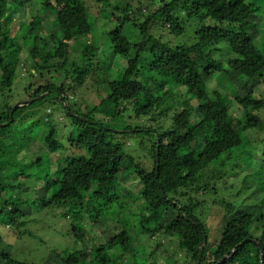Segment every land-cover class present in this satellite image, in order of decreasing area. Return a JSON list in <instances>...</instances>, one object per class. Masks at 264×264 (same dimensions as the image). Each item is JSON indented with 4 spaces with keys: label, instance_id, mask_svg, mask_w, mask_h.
Masks as SVG:
<instances>
[{
    "label": "trees",
    "instance_id": "trees-1",
    "mask_svg": "<svg viewBox=\"0 0 264 264\" xmlns=\"http://www.w3.org/2000/svg\"><path fill=\"white\" fill-rule=\"evenodd\" d=\"M89 2L0 0L3 221L28 232L27 209L40 206L65 221L75 254L78 245L93 249L88 261L60 249L47 264H161L158 248L135 240L137 226L145 236L173 239V251L158 245L172 253L170 264H199L200 257V264H264V211L257 216L255 205L238 201L212 248L199 197L210 194L223 167L248 159L239 195L264 203V94L257 91L264 84V52L257 43L264 0H94L96 17ZM23 8L26 17L17 20L15 12ZM100 20L102 29L116 23L107 29L111 57L93 41ZM69 39L78 42L76 51L70 52ZM25 48L35 61L24 83L33 101L13 111L11 86L22 74ZM80 50V61L68 68L70 55ZM220 73L235 81L233 92L213 79ZM89 77L108 89L101 105L83 109L86 97L77 92L90 88ZM44 101L49 105L40 114ZM156 112L175 113L173 126L127 120ZM126 138L139 139L136 158ZM38 139L47 150L22 166L21 153ZM46 154L58 155L55 169ZM134 173L138 192L126 183ZM106 221L116 230L108 238L97 228ZM0 264L31 263L2 245L0 236Z\"/></svg>",
    "mask_w": 264,
    "mask_h": 264
},
{
    "label": "rangeland",
    "instance_id": "rangeland-1",
    "mask_svg": "<svg viewBox=\"0 0 264 264\" xmlns=\"http://www.w3.org/2000/svg\"><path fill=\"white\" fill-rule=\"evenodd\" d=\"M90 1L89 4H91V11L94 15L93 17H96L98 15V4H93L92 1L94 0H88ZM124 2V1H123ZM134 5L139 4V0H132ZM124 4V3H123ZM15 18L22 19L26 17V9H19L17 12H15ZM100 20L99 25L96 23V28L92 32L93 41L97 43V45L100 46L101 51H103V55L107 57H111V46L112 42L110 39V35L107 34V29L109 31L116 26L115 22H110L107 24L109 27L101 28L104 21ZM98 23V21H97ZM262 30L257 34L258 38V45L259 48L264 52V25L261 26ZM90 40L92 41L91 37ZM50 41V40H49ZM70 45V52L76 51L75 48H77L78 42H74L73 40L66 41ZM93 42V43H94ZM51 46L53 45V42L50 41ZM86 47V44H83ZM83 46V48H84ZM82 48V46H81ZM81 52L78 54L77 52L74 53L75 55L69 59L67 67L70 69L74 68V59H77V61H80L81 59ZM78 54V55H77ZM78 56V57H76ZM117 60V58H116ZM21 72L19 73L17 82H15L11 87L13 90V97L18 101L23 100H29L27 95L24 91V83H27L28 79L25 78L26 75H29V71L32 70L30 68V64L35 63L33 60L31 54L29 53V50L25 48L21 54ZM226 76V77H225ZM224 73H220V75H216V77H211L213 79L217 80V82H220L221 85H225L228 89V91L233 92V87L231 86L233 82H235L231 76H227ZM24 78V79H23ZM58 82H62V76L56 77ZM55 78V79H56ZM213 78V79H212ZM22 79V80H21ZM215 80V81H216ZM68 85L72 83V78L67 79ZM87 82L89 83V87L85 86L82 88V90L77 92V95L82 94L86 97V102L84 103L83 109H86L87 107H93L95 105H101L102 99L106 96V90L107 87H100L99 82L92 81V78L89 77ZM91 83L93 85L91 86ZM108 89V88H107ZM232 89V90H231ZM258 93L264 94V84H259V87L257 88ZM74 94V96H77ZM30 101V100H29ZM16 102V103H17ZM15 103V104H16ZM14 104V105H15ZM49 105V102H42L38 107V111L40 114L45 111L46 106ZM103 107V106H102ZM172 112H168L166 114H161L160 112L152 113L151 116L146 117L144 120H140L139 118L132 117L131 119H127L131 123H143L146 125H154L155 127H160L161 129H167L171 126H173L175 119ZM264 116V112L262 113ZM192 117H197V112H193ZM21 129V127H20ZM43 129L41 128L40 133H42ZM67 133H70V129L67 131ZM139 139L135 138H126L124 139L125 144L131 148L129 153L133 155L134 157L140 153L139 148ZM137 146V147H136ZM135 147V148H133ZM137 148L139 149L137 151ZM47 150V146L43 142V140H36L31 145H29L22 153L21 156H24L26 158L25 161L22 162V166L27 167L30 165H33V160L38 157L39 155H43L45 151ZM46 156H50V159L53 163V168L55 169L57 167V154H46ZM28 157V158H27ZM136 158V157H135ZM148 162L150 160H147ZM26 164V165H23ZM250 162L248 159H246V163L240 159H236L233 162H231L229 165L223 167L221 170V173L217 178H214L211 180V190L208 191L210 194H203L200 197V200L203 202V205H201L200 209L203 211L207 226L209 228V244L208 246L214 248L215 242L219 235H221L222 230L224 229L227 219H225V216H227L226 212L231 209V207L235 208V205L238 203V201L244 200V206L248 207V205H255V210L257 213V216H260V213L264 211V203H261L260 200L256 204L251 201L250 198L247 200L245 195H239V187L242 185V181L244 177L247 175L249 170ZM32 169V168H30ZM215 171V168L214 170ZM212 174V173H211ZM228 175L225 176V175ZM224 175L225 179L222 178ZM213 176V175H212ZM29 182V181H28ZM32 184V181L29 182ZM126 183H128L129 187H131L135 192H138V185L139 182L137 181V175L136 173L131 174V177L126 180ZM37 191V190H36ZM38 192L40 195L43 196L45 194L46 189L40 187L38 189ZM257 197V196H256ZM257 200V199H255ZM38 208H35L33 211L31 209H27L30 213V217L32 222H29L28 232L22 228V231L19 232V229H14L9 226L8 223L3 221L2 216L0 215V236H1V242L2 245L8 248L16 257L22 258L27 260L31 264H47L52 263V258L50 257L51 253H57L60 249H68L69 252L73 251L75 248V240L73 235H70L67 231L64 220H59L54 215L51 214L45 215V212L43 209H40V206H37ZM40 209V210H39ZM199 209V207H198ZM198 210V212L201 210ZM108 222V221H106ZM99 231L101 232L102 236L105 238L110 237L113 233L116 232L113 224L109 221L107 224L103 223V225L97 227ZM139 227H132V232L135 237V240H143V243L146 242L147 246L149 247V250H156L157 248V255L156 259L161 264H170L171 259H167L168 257L171 258L172 253H168L165 251V248L176 249V243L171 239L169 236H162L156 235L154 237L145 236V234L140 233ZM23 232V233H22ZM99 232V233H100ZM102 239H98L97 241L100 242ZM160 243H163V247H159L158 245ZM166 244V245H164ZM78 249V253L72 256H76V258L84 261L89 260L90 255L93 253V249L89 250L86 249L83 246L78 245L76 247ZM55 250V251H54ZM54 251V252H53ZM173 251V250H172ZM179 256H181L180 253H178ZM155 258V257H154ZM182 264V260L180 261ZM153 264V263H152Z\"/></svg>",
    "mask_w": 264,
    "mask_h": 264
},
{
    "label": "water",
    "instance_id": "water-1",
    "mask_svg": "<svg viewBox=\"0 0 264 264\" xmlns=\"http://www.w3.org/2000/svg\"><path fill=\"white\" fill-rule=\"evenodd\" d=\"M61 90H62V88H61ZM44 96V94L41 96V97H39L38 99H40V98H42ZM33 100H23V101H19V102H17L16 103V105L14 106V108H13V111L14 110H16L20 105H22V104H24V103H29V102H32ZM205 238H207V237H205ZM204 242H206V239H205V241ZM204 244H201V247L203 246ZM203 249V248H202ZM200 260H201V257H200V259H199V264H200Z\"/></svg>",
    "mask_w": 264,
    "mask_h": 264
}]
</instances>
